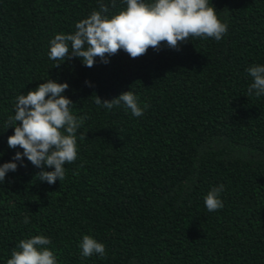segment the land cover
<instances>
[{"label":"trees","instance_id":"16d2710c","mask_svg":"<svg viewBox=\"0 0 264 264\" xmlns=\"http://www.w3.org/2000/svg\"><path fill=\"white\" fill-rule=\"evenodd\" d=\"M103 2L109 15L126 7ZM99 3L0 0V165L23 151L4 125L39 83L67 82L72 113L87 116L63 181L39 180L24 157L0 184V264L35 235L51 240L57 264H264V95L247 96L246 71L264 65V0H209L228 24L220 41L54 67L50 40ZM129 90L148 105L140 117L95 104ZM220 184L224 207L208 212L204 197ZM84 235L105 245L103 257H82Z\"/></svg>","mask_w":264,"mask_h":264},{"label":"clouds","instance_id":"9594fccd","mask_svg":"<svg viewBox=\"0 0 264 264\" xmlns=\"http://www.w3.org/2000/svg\"><path fill=\"white\" fill-rule=\"evenodd\" d=\"M126 7L109 15V6L100 0L99 10L75 24L73 33H58L49 42L47 53L50 60L58 61L54 67L73 58H80L86 67H93L96 58L107 64L109 57L123 50L136 59L147 53L149 48L160 51L162 45L179 50L182 44L196 39L220 41L228 32V24L219 18L215 6L209 0H124ZM115 7V0H112ZM252 78L247 96L253 92L257 97L264 95V65L253 64L246 69ZM91 86L90 82H87ZM67 82L59 83L48 79L15 101V114L5 121V128L14 126L8 136L10 148H20L11 161L0 165V184L6 174L16 171L18 161L24 157L41 171V181L55 184L65 178V165L72 164L78 157L77 133L87 116L77 117L71 111L74 103L64 95ZM95 104L108 110L123 106L135 117L144 114L138 97L124 91L113 99H102L99 95ZM53 169L48 171L46 169ZM224 185L213 187L204 197L208 212L224 207L220 194ZM25 224L29 218L25 217ZM51 240L44 235L21 239L11 252L6 264H57L52 250L45 247ZM82 257L105 255V245L90 235L80 241Z\"/></svg>","mask_w":264,"mask_h":264}]
</instances>
